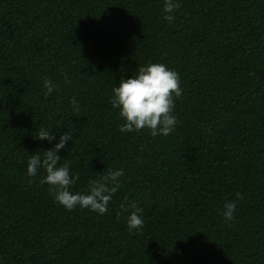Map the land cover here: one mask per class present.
<instances>
[{
    "label": "trees",
    "instance_id": "obj_1",
    "mask_svg": "<svg viewBox=\"0 0 264 264\" xmlns=\"http://www.w3.org/2000/svg\"><path fill=\"white\" fill-rule=\"evenodd\" d=\"M177 2L169 23L165 0H0V264H264V0ZM150 63L180 76L168 136L121 132L111 104ZM67 132L73 192L124 171L103 215L57 203L43 169L27 175Z\"/></svg>",
    "mask_w": 264,
    "mask_h": 264
},
{
    "label": "clouds",
    "instance_id": "obj_2",
    "mask_svg": "<svg viewBox=\"0 0 264 264\" xmlns=\"http://www.w3.org/2000/svg\"><path fill=\"white\" fill-rule=\"evenodd\" d=\"M177 0H165L164 19L169 23L175 20L174 13L179 9ZM44 87L47 94L51 95L55 85L50 80H45ZM179 73L171 70L162 63H150L139 67L137 74L119 82L118 87L113 88L111 104L114 109L119 110V116L123 119L120 125L121 132H139L148 129L153 137L157 135L168 136L175 131L177 119L175 117V100L182 96ZM73 108L76 109L77 101L73 98ZM37 139L51 143L56 140L55 134L45 127H39L36 132ZM71 133L60 135L58 142L47 150H38L29 155L27 161V175L36 177L39 170L43 169L46 176L41 183L50 186V190L57 203L67 210L77 207L89 209L98 214H105L112 197L120 188V177L124 171L109 170L108 174L100 180H90L86 191L73 192L72 188L79 174L73 176L70 173L69 163L59 164L61 156L58 154L63 150L68 141L72 140ZM241 193H236V199H242ZM235 201L224 203L223 217L226 222L235 219ZM120 209L128 212L129 230H141L144 227L142 209L135 200L121 203ZM119 216V213H118Z\"/></svg>",
    "mask_w": 264,
    "mask_h": 264
}]
</instances>
